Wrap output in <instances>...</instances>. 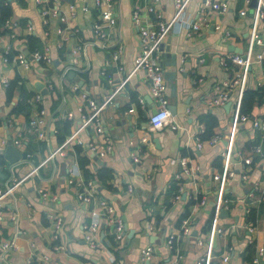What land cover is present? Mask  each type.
Listing matches in <instances>:
<instances>
[{"label": "crops", "instance_id": "1", "mask_svg": "<svg viewBox=\"0 0 264 264\" xmlns=\"http://www.w3.org/2000/svg\"><path fill=\"white\" fill-rule=\"evenodd\" d=\"M4 2L11 6L9 17L17 21L16 26L0 30V154L4 161L0 172L6 176H0V187L7 179L11 181V177L17 181L15 199L8 195L0 202L7 210L17 209L20 230L13 237L16 248L7 252L8 264H112L113 258L119 264H196L207 248L217 186L212 174L222 166L236 92L231 93L226 108V102L213 105L209 100L217 86L239 69L230 61L221 64L220 58L245 49L252 4L230 0L229 9L221 13L205 5L204 0H184L191 19L202 15L209 24L199 30L173 24L163 35L162 66L172 121L154 129L148 118L155 101L144 73L135 67L140 39L132 17L133 7L139 4L141 19L152 21L153 13L145 10L151 0H111L116 23L108 28L106 45H86L75 53L72 48L93 38L92 24L101 8H96L92 0H60L58 8L66 14V19L61 21L58 15H49L46 23L33 0ZM69 4L75 7L73 15L68 12ZM154 5L167 20L175 12L174 0H158ZM244 7L247 13L241 14L240 9ZM27 23L32 25L31 30ZM214 23H219L220 29ZM59 27H63L61 32L57 31ZM225 29L230 32L226 39L223 38ZM31 35L49 46V61H31L24 66L3 60L8 46L9 53L19 51L30 59L32 50L27 39ZM119 46L122 50L113 59ZM255 49L264 52L262 45H256ZM74 59L78 69L63 73ZM70 71L74 73L68 74ZM16 77L17 84L30 92L28 115L13 112L21 99L18 86L10 97L7 95V85ZM36 82L43 83L46 92L37 89ZM73 85L78 87L75 89ZM246 86H264V58L252 59ZM36 92L42 94L40 103L32 99ZM88 98L99 106L103 134L96 133L93 120L88 117L91 112ZM39 106L45 110L42 126L45 137L28 130L27 120ZM131 107L133 111H129ZM209 114L217 119L213 135L218 138L213 142L208 141L209 137H200L205 125L203 117ZM247 114L248 119L239 121L234 133L232 161L236 175L226 183L224 196L229 200L218 219L223 232L215 236L210 264H264V201L259 200L264 192V130L252 125V119L264 116V100L256 98ZM63 121L68 122V131L58 140L57 123ZM172 122L175 127L171 126ZM150 133L158 139L157 143ZM19 136L20 142L14 144L13 140ZM104 136L108 137L107 142ZM198 137L203 140L200 147L196 143ZM9 141L27 153L26 159L12 166L3 155ZM89 142L97 148L106 144L110 148L99 155L97 149L89 148ZM256 144L260 152L252 149ZM76 146L82 148L80 155L88 157L83 166L89 172L95 173L102 166L111 172L104 179L105 184L99 179L94 182L98 195L109 199L115 212L124 217L125 232L118 244L111 241L112 235L105 228L99 231L101 243L97 250L91 249L83 237L84 225L90 218L89 206L78 198L79 187L67 182L68 169L74 162L84 177ZM135 153L139 154V161H133ZM245 155L252 157L250 164L242 163L241 156ZM242 172L247 174L244 179L240 177ZM172 182L178 184L177 200L168 194ZM129 184L131 191L127 190ZM42 190L56 199L42 196ZM250 191L253 196L249 195ZM202 196L205 202L200 203ZM249 206L256 208L252 221L247 216ZM50 213L63 218L58 239L53 237ZM184 218L189 220L188 234L181 232ZM249 223L253 224L252 230L248 229ZM12 232L10 220L0 222V238H11ZM169 234L176 236L171 248L166 244ZM146 245L152 246L149 259L139 253ZM259 247H263V252L258 255ZM224 252L229 255L225 262L222 261ZM255 256L258 260L253 262Z\"/></svg>", "mask_w": 264, "mask_h": 264}, {"label": "built area", "instance_id": "2", "mask_svg": "<svg viewBox=\"0 0 264 264\" xmlns=\"http://www.w3.org/2000/svg\"><path fill=\"white\" fill-rule=\"evenodd\" d=\"M60 0H33L35 4L39 6V13L43 18V22H47V17L49 15H58L61 21L66 19V14L61 13L58 8V2ZM246 4L251 3V0H244ZM158 0H151L149 4L145 6V10L153 13V20L150 22H145L141 19V6L136 4L132 9V17L138 28V34L140 39V51L135 57V67L141 70L144 73V79L148 84L149 93L154 99L155 112L149 114V122L154 129H159L167 122L172 121L171 111L169 110V98L167 92V82L163 72L162 66V51L160 49V44L162 43L163 35L171 28L173 24L183 25L191 30H199L202 25H208L205 19V16H200L197 19H191L189 14L186 12L184 7V0H174L175 12L170 20L164 18L161 11H159L154 3ZM93 5L96 8H101L97 18L92 24V34L93 38L89 40L82 41L79 45L72 48V53H75L81 47L85 48L86 45H97L104 47L106 45L105 40L110 35L108 28L112 27L116 23V17L110 8L111 0H92ZM204 4L210 7L212 10L218 12H226L230 7V0H204ZM69 14L73 15L75 13V7L73 4L68 6ZM241 14L247 13V8L240 9ZM251 20H250V29L248 32L246 47L242 51L245 54V58L242 57L241 53L233 52L231 54L224 55L220 58V62L223 65H226L228 61L233 62L239 66L236 73L226 79H224L218 86L216 93L209 100L210 104L213 105H222L228 101L233 91L236 92V102L235 110L232 117V126L228 139V144L225 151L222 154V166L219 170L213 172L212 178L217 182L215 188V198L213 213L210 223V229L207 236V248L205 254L201 256V260L196 264H210L213 250V240L216 235L223 232V228L218 225L219 214L222 207L227 204L229 200L224 196L226 183L227 181L236 175V170L233 165V139L234 133L237 128L239 121H244L248 119V114L240 113L239 106L243 91L247 85L248 74L251 66V61L255 59H263L264 52L256 51V45L264 46V0H256L255 4L252 5L251 10ZM17 25V21L13 20L12 17L5 18L0 23V30L5 28H11ZM216 29H220L219 23L213 24ZM27 28L32 29V25L27 23ZM63 27H59L57 30L61 32ZM45 34H48V31H45ZM230 36L229 30L225 29L223 38H228ZM122 50V47L119 46L117 51L113 53V59L118 57V52ZM3 60H13L19 62L24 66H28L31 61H49L50 53L49 46L47 44L42 45L41 49H36L31 53V58L29 59L22 52H16L14 54L9 53V46L3 52ZM76 60L72 64L67 65L63 73L67 72L68 69H78L76 65ZM78 86L73 85V88ZM85 96V93H82ZM32 99L37 103L41 102L42 94L40 92L34 93ZM140 103L143 105V99L140 98ZM88 106L91 109L89 116L93 120L94 128L96 133L103 134L104 127L103 123L99 116V106L94 99L87 100ZM134 108H129V111H133ZM45 110L42 106H39L37 111L29 116L28 119V130L30 132L36 133L39 137H45V131L42 126L45 123L44 117ZM252 125L256 128L264 130V116L252 119ZM172 127H175L176 124L172 122ZM218 138V136L212 135L208 138L209 142H213ZM106 142L108 137L104 136ZM202 139L197 138L196 143L197 147H200L202 144ZM20 142V136L13 140L14 144ZM77 142L82 143L81 139H77ZM88 146L92 150H98L99 155H104L105 151L110 148L109 144H106L102 148H97L93 142H89ZM252 149L256 152H260L261 148L258 144L252 146ZM53 153L50 152V156ZM240 155V154H239ZM133 161H139V154H133ZM242 163L250 164L252 162V157L250 155L241 156ZM181 163L183 167L186 168L185 160L182 159ZM247 174L242 172L240 177L242 179L246 178ZM68 183L76 184L79 189L77 191L78 198L89 206L90 218L85 223L83 229V237L87 245L91 249L97 250L100 245L101 239L99 238V231L103 228L112 235V239L115 243H119L124 236V220L121 215L115 212L113 203L103 196H99L97 193V187L94 180L90 178H84L82 173L77 165L74 162L68 169ZM17 181L14 182V178L11 181L6 180L4 185L0 187V200L5 196H12L15 199L14 187ZM132 187L129 184L127 190L131 191ZM42 196L50 198L51 200L56 199L53 194L42 190ZM250 196H253V191L249 192ZM180 194L177 191L174 195V199H179ZM259 200L264 201V192L260 195ZM200 203L205 202V196H202L199 200ZM49 217L53 220V237L58 239L60 232L63 226V218L60 214L50 213ZM6 219L10 220L13 225V232L11 238H0V264H8L7 252L11 248H16V244L13 240V237L17 236L20 232L17 225L18 211L16 208L7 210L6 206L0 202V222L5 221ZM248 229H253V224H248ZM181 232L183 234H188L190 232L189 220L184 218L182 220ZM176 236L169 234L166 238V244L168 247H172ZM57 247H62V245H57ZM263 252V247L258 248V255ZM139 253L142 258L149 259L152 254V246L146 245L139 249ZM178 256V254L176 255ZM229 255L227 252L222 254V261H227ZM258 260V256L253 258V262ZM30 262V258H28ZM177 262V259L175 263ZM112 264H119V261L113 258ZM154 264H160L155 262ZM177 264H180L179 262Z\"/></svg>", "mask_w": 264, "mask_h": 264}, {"label": "trees", "instance_id": "3", "mask_svg": "<svg viewBox=\"0 0 264 264\" xmlns=\"http://www.w3.org/2000/svg\"><path fill=\"white\" fill-rule=\"evenodd\" d=\"M4 1L5 0H0V23L5 18H7L11 15V6L9 4L5 3ZM27 40L29 42V48L32 50V52L36 49L42 48L41 42L38 40V38L34 37L33 35L29 36ZM18 79L19 78L16 77L15 79L11 80L8 83L7 95H8V97H10L14 87L18 86L21 99L14 105L13 112H15V113L22 112V113H25L26 115H28L29 114V103H28L27 99L30 97V92H27L26 89L21 84H17ZM256 98H258L259 101L264 100V86H259L257 88H248L246 86L244 91H243L242 97H241L239 112L245 113V114L250 113V111L252 109L253 101ZM203 118L205 120V125H204L203 131H201V133H200V137L201 138H208L215 133L214 128L217 125V119L211 114L204 116ZM57 128H58L57 139L62 140L64 138V136L67 134L68 122L67 121L58 122ZM258 139H259V137L256 140H258ZM254 142H257V141H254ZM75 149L78 152V158H79V161L81 162L80 164L82 165V167H84L83 165H85L88 162V157L86 155H80V151L82 150V148L80 146H76ZM257 157L258 156H255L254 158H257ZM3 162L4 161H3L2 154H0V165H2ZM83 172H84V178H86V179L90 178L94 181L96 179H99L100 181H102L103 184H105L104 179L106 177L111 176L110 170L104 166L100 167L95 173L89 172V170L84 167ZM177 187H178L177 182H172L169 189H168V194L171 193L174 195L178 191ZM171 194H170V196H171ZM186 213L187 212H185L182 216H185ZM247 216H248L249 220H251V221L254 220L256 217V208L249 206ZM111 241L114 242L112 239V236H111Z\"/></svg>", "mask_w": 264, "mask_h": 264}, {"label": "water", "instance_id": "4", "mask_svg": "<svg viewBox=\"0 0 264 264\" xmlns=\"http://www.w3.org/2000/svg\"><path fill=\"white\" fill-rule=\"evenodd\" d=\"M255 2H256V0H251V4L253 5V4H255ZM160 49H161V51L164 49V43H161L160 44ZM238 52L239 53H241V55H242V57L243 58H245V54L244 53H242V50L240 49V50H238ZM74 72L73 71H70V73H68V74H73ZM35 86H36V88L37 89H39L41 92H46V90L43 88V83H41V82H36L35 83ZM173 89V88H172ZM229 103L230 102H226V104H225V108L227 107V106H229ZM152 113L153 112H155V108H153V110L151 111ZM150 136H151V139L155 142V143H157L158 142V139L156 138V137H154L153 136V134L152 133H150ZM4 154V158L6 159V161L9 163V165L10 166H12V165H14V164H16V163H18L19 161H21L22 159H26L27 158V153H26V151H21V150H19L18 148H16V147H14V145L13 144H11V142L9 141L8 143H7V145L5 146V149H4V152H3ZM0 176L2 177V178H5L6 176L3 174V173H1L0 172ZM122 218H123V220H124V217L122 216ZM126 227V226H125ZM215 243V238H214V240H213V244Z\"/></svg>", "mask_w": 264, "mask_h": 264}]
</instances>
